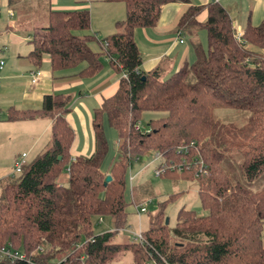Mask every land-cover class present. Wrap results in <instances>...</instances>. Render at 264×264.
Listing matches in <instances>:
<instances>
[{"label": "trees", "instance_id": "16d2710c", "mask_svg": "<svg viewBox=\"0 0 264 264\" xmlns=\"http://www.w3.org/2000/svg\"><path fill=\"white\" fill-rule=\"evenodd\" d=\"M105 1L121 3L124 17L114 23V33L96 41L87 9L53 11L48 0H6L18 26L32 33L26 59L35 68L44 57L53 74L84 63L77 76L89 79L105 58L125 77L92 112L94 149L87 158L69 155L74 135L64 119L66 97L44 96L36 111L6 110L7 122L46 119L50 127L47 146L16 177L0 182V248L8 244L28 260L3 258L0 264H110L126 253L130 264H264V19L246 24L237 43L221 6H189L176 29L203 31L204 51L193 46L196 61L162 80L156 71H141L133 33L153 28L163 5L185 0ZM94 42L98 51L88 47ZM215 111L224 112L217 117ZM144 113L161 115L148 119L143 132L135 130ZM103 120L117 139L116 156L104 169ZM180 146L187 152L178 153ZM147 153L159 154L165 166L199 158L203 168L196 178L193 165L158 177L195 181L203 214L180 208L170 228L162 211L177 196L171 195L141 232L142 243L118 241L115 229L127 217V170ZM64 171L67 183L59 186ZM97 218H108L112 230L93 235ZM35 250L38 257H30Z\"/></svg>", "mask_w": 264, "mask_h": 264}, {"label": "crops", "instance_id": "0c3cea01", "mask_svg": "<svg viewBox=\"0 0 264 264\" xmlns=\"http://www.w3.org/2000/svg\"><path fill=\"white\" fill-rule=\"evenodd\" d=\"M211 2L217 3L227 12L233 30L241 34L246 24L256 26L264 19V0H185V2L165 4L160 8L158 19L153 28L136 29L133 33V39L140 56L141 71L144 73L156 71L159 78L163 80L177 72L178 69L192 65L197 58L193 46L199 45V48L204 51L199 42L201 41V35H199L201 31L192 29L179 31L176 29L177 23L189 6H205ZM47 3L50 10L53 11L87 9L89 31L95 40L96 36L93 33L104 36L114 33V23L122 21L124 17L123 5L118 2L48 0ZM0 7H5L7 10L6 19H3V28L5 32H9L8 35H4L7 38L9 50L10 46L15 47L24 41V38H19L15 33L28 31L18 26L19 17L13 10L7 8L6 0H0ZM204 17V12H202L197 17V21L201 22ZM198 37L200 40L197 39ZM28 39L29 37L25 40ZM30 49L31 46L28 43L24 54L16 52L11 56L8 55L6 47L0 50L2 57L0 58L2 63L0 69V142L21 140L22 145L20 146L23 149L21 152L23 153L27 148L26 154L37 147L44 149L49 138L50 123L48 120L7 122L5 113L8 108L36 111L40 108L42 97L62 95L68 99L69 108L64 119L74 135L69 155L71 159L89 157L94 149L91 130L92 112L99 107L102 100L115 92L122 74L111 70L107 66L105 58L102 59L103 65L99 73L89 79L77 76L78 71L84 67H79L81 64L74 70L53 74L49 70L46 57L42 58L38 68L30 64L26 59ZM15 51L17 50L15 49ZM35 72L39 74V78L36 84L31 85L30 76ZM46 137V142L38 145L41 139ZM19 157L17 150L15 155L9 159L8 164L13 168ZM154 161L157 162V165L160 163V159ZM1 165L0 182L13 176L12 169ZM56 183L59 186L65 185L67 175L63 182L58 177ZM260 241L264 247V225L261 228Z\"/></svg>", "mask_w": 264, "mask_h": 264}, {"label": "rangeland", "instance_id": "374dc122", "mask_svg": "<svg viewBox=\"0 0 264 264\" xmlns=\"http://www.w3.org/2000/svg\"><path fill=\"white\" fill-rule=\"evenodd\" d=\"M6 8L0 7V15L2 19V24H0V50L3 47H6L8 50V41L4 35H8L9 32H5L3 28V19H6ZM38 20V14L36 15ZM34 20H30L29 22H33ZM38 22V21H37ZM91 34V32L89 31ZM14 34V33H13ZM19 38L23 39L22 43L15 47H9L8 55L11 56L14 53H25L27 49V41L31 40V32L26 31H18L15 33ZM96 37L97 41H100L105 36L97 35V33H93ZM201 35L202 48H205V34L203 31L199 33ZM93 36V35H92ZM29 37L28 40H25ZM198 40L199 37L197 38ZM91 50H98L97 43H91L88 45ZM15 49L17 51H15ZM0 58H2L0 56ZM84 66L82 63L79 67ZM73 104V102H72ZM71 104V105H72ZM218 115L217 117H221V112L224 111H215ZM160 113H144L142 114L139 123L140 131H144L146 127V122L148 119L157 118L160 116ZM243 121H237L236 126H241ZM102 129L104 138L107 144V152L106 156L102 163V168L104 169L109 162L116 156V135L112 129H110L105 121L102 122ZM46 138H42L38 145L44 144L46 142ZM22 141L15 140L13 142L3 141L0 142V165L3 167H7L12 169V166L8 164L11 156H14L16 151L18 150V156L24 154L26 157L24 159V163H29L34 159V157L40 153L43 149H39L38 147L32 150L30 153L21 152ZM45 147V146H44ZM14 154V155H13ZM157 162L153 160V153L145 154L142 157H137L131 161L130 167L127 170V180H126V189H125V201L127 203V207L125 212L127 214L126 223L123 227L124 230L130 233H141L144 232L148 228V223L150 218L157 212L158 207L161 204H164L166 199L171 196L177 194L176 198L171 202H166L163 205V216L164 219L167 220L168 226L171 228L175 222V216L177 211L180 208H184L185 210H190L195 212L197 215H202L203 211L201 210L197 196H196V183L195 181H174L169 177H156L153 174V171L156 169ZM16 177L15 174H13ZM66 177L65 171L60 174L59 178L64 181ZM131 177L129 181L128 178ZM66 186V184L62 185ZM145 205V212L138 214L136 210H138L139 206ZM112 230L111 222L108 218H102L101 222L98 223V218L93 219L92 221V234L99 235L104 232H109ZM118 241H130L131 235L128 233H121L117 235ZM131 256L129 253H126L120 256L117 260L111 262L110 264H130Z\"/></svg>", "mask_w": 264, "mask_h": 264}, {"label": "built area", "instance_id": "2783aa9c", "mask_svg": "<svg viewBox=\"0 0 264 264\" xmlns=\"http://www.w3.org/2000/svg\"><path fill=\"white\" fill-rule=\"evenodd\" d=\"M233 38L237 43L241 42V33L235 32L233 34ZM181 42V41H180ZM2 63L0 62V69H1ZM122 77H125L123 73ZM39 78V74L37 72L32 73L30 76V84L34 85L36 84V82L38 81ZM135 130H139L140 126L139 123H137L134 126ZM191 146V144H190ZM187 152V147L186 146H180L179 148H177V152ZM24 159H25V155L21 154L20 157L15 161L14 163V167H13V174H18L20 172L21 167L24 165ZM153 159H161L160 155L157 153L153 154ZM189 160H185L184 158L181 159V161L178 164H173L172 162L168 163L169 165L164 164L163 160L162 162L156 167V169L153 171L154 176L158 177L159 175H161L165 170H169V171H176L177 173L181 172V171H187L190 169V167L193 165L197 168V171L193 172V177L196 178L197 175L200 173L201 169L203 168L201 161L199 160V158H194L193 160L190 159ZM138 213H144L145 212V205L143 206H139L138 208ZM101 220L98 221V223H100ZM115 231L118 234L121 233H128L131 235V240L134 243H142L143 239L141 236V233H130L126 230L122 229H115ZM34 254H38V251H33L29 256L33 257ZM7 259L10 261H25L28 262V260L24 257V255L18 253L15 250H12L10 245H6L5 247L0 248V259Z\"/></svg>", "mask_w": 264, "mask_h": 264}, {"label": "water", "instance_id": "95a60500", "mask_svg": "<svg viewBox=\"0 0 264 264\" xmlns=\"http://www.w3.org/2000/svg\"><path fill=\"white\" fill-rule=\"evenodd\" d=\"M109 180H110V178L108 176H106L104 178L103 185H105L107 182H109ZM166 223H167V220L164 219V224H166ZM33 257H35V258L38 257V254H34Z\"/></svg>", "mask_w": 264, "mask_h": 264}]
</instances>
